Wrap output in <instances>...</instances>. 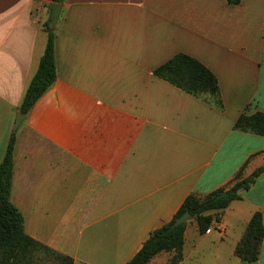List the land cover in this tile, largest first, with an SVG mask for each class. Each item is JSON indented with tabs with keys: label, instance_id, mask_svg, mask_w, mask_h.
Masks as SVG:
<instances>
[{
	"label": "crops",
	"instance_id": "0c3cea01",
	"mask_svg": "<svg viewBox=\"0 0 264 264\" xmlns=\"http://www.w3.org/2000/svg\"><path fill=\"white\" fill-rule=\"evenodd\" d=\"M49 0H0V161L14 135L10 202L24 233L73 264H126L191 194L264 166V136L234 130L264 113V0H64L56 79L12 133L43 54ZM177 54L216 77L222 109L154 70ZM263 213L264 172L203 235L187 222L177 264H264L234 256ZM161 252L149 264H169Z\"/></svg>",
	"mask_w": 264,
	"mask_h": 264
},
{
	"label": "trees",
	"instance_id": "16d2710c",
	"mask_svg": "<svg viewBox=\"0 0 264 264\" xmlns=\"http://www.w3.org/2000/svg\"><path fill=\"white\" fill-rule=\"evenodd\" d=\"M62 4L64 0H49ZM242 0H226L237 5ZM47 34L46 45L39 59L37 69L30 79L18 107V113L27 116L36 101L52 86L56 79L54 64V29L47 22L43 25ZM154 75L181 91L205 101L216 109H222L216 77L200 62L184 54H177L154 70ZM234 130L264 136V113L241 114L234 123ZM14 135H10L4 156L0 161V264H46L52 260L58 264H73L72 260L35 241L24 233L23 219L17 208L10 202L13 172L12 152ZM264 172V166L243 178L239 171L230 186L218 189L200 199L189 195L167 224L152 231L140 250L126 264H149L161 252H174L169 264L182 259L184 231L187 223L171 227L183 213L188 212L197 223L200 235L205 234L219 221V217L231 202L240 199V192L248 190ZM225 192V199L216 196ZM264 235L263 213L256 212L234 249V256L243 262L252 263L258 259Z\"/></svg>",
	"mask_w": 264,
	"mask_h": 264
},
{
	"label": "water",
	"instance_id": "95a60500",
	"mask_svg": "<svg viewBox=\"0 0 264 264\" xmlns=\"http://www.w3.org/2000/svg\"><path fill=\"white\" fill-rule=\"evenodd\" d=\"M62 10V4H56V3H51L50 4V12L47 20V25L50 29H53L57 23V20L60 16ZM25 119V116L21 114H16L14 123H13V128H12V133L16 131L20 123ZM226 194L225 192H222L218 196H216V199H225ZM192 220V217L188 212L183 213L181 216H179L172 224L171 227H176L181 224L187 223Z\"/></svg>",
	"mask_w": 264,
	"mask_h": 264
},
{
	"label": "rangeland",
	"instance_id": "374dc122",
	"mask_svg": "<svg viewBox=\"0 0 264 264\" xmlns=\"http://www.w3.org/2000/svg\"><path fill=\"white\" fill-rule=\"evenodd\" d=\"M46 264H58L57 262H54L52 260L48 261Z\"/></svg>",
	"mask_w": 264,
	"mask_h": 264
}]
</instances>
